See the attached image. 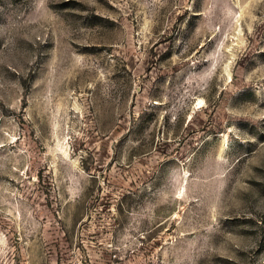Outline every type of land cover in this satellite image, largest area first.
I'll list each match as a JSON object with an SVG mask.
<instances>
[{
    "label": "rangeland",
    "instance_id": "obj_1",
    "mask_svg": "<svg viewBox=\"0 0 264 264\" xmlns=\"http://www.w3.org/2000/svg\"><path fill=\"white\" fill-rule=\"evenodd\" d=\"M0 264H264V0H0Z\"/></svg>",
    "mask_w": 264,
    "mask_h": 264
}]
</instances>
